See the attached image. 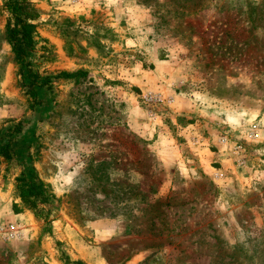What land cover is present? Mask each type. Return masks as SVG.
<instances>
[{"label":"rangeland","instance_id":"374dc122","mask_svg":"<svg viewBox=\"0 0 264 264\" xmlns=\"http://www.w3.org/2000/svg\"><path fill=\"white\" fill-rule=\"evenodd\" d=\"M29 1L35 99L0 0V264H264V0Z\"/></svg>","mask_w":264,"mask_h":264},{"label":"trees","instance_id":"16d2710c","mask_svg":"<svg viewBox=\"0 0 264 264\" xmlns=\"http://www.w3.org/2000/svg\"><path fill=\"white\" fill-rule=\"evenodd\" d=\"M2 8L8 13L10 20V22L6 24L4 30L5 42L9 45L13 59L19 66L22 78H26L24 83L27 87V93L31 98L35 99V86L47 87L48 85L47 78H42L39 81V75L31 72L27 59L29 52L34 46V21L38 18V11L29 0H2ZM77 72H79V70ZM77 72H59L57 75L69 78ZM12 129L11 133L19 131V123H16ZM3 153H5V150L1 155L4 158H9L10 154L3 155ZM14 188L22 208L30 210L36 216L42 213L41 210H37L39 203L47 204L51 199H54L49 185L40 180L31 170L21 171L19 175L14 178ZM15 206V203H13L12 207ZM20 210L21 207L14 212H19ZM65 264H80V262L79 260L66 259Z\"/></svg>","mask_w":264,"mask_h":264},{"label":"built area","instance_id":"2783aa9c","mask_svg":"<svg viewBox=\"0 0 264 264\" xmlns=\"http://www.w3.org/2000/svg\"><path fill=\"white\" fill-rule=\"evenodd\" d=\"M142 100L146 103H158L162 101V98L157 93H146L142 95ZM17 225L12 223L5 224L0 223V239H6L18 234Z\"/></svg>","mask_w":264,"mask_h":264},{"label":"crops","instance_id":"0c3cea01","mask_svg":"<svg viewBox=\"0 0 264 264\" xmlns=\"http://www.w3.org/2000/svg\"><path fill=\"white\" fill-rule=\"evenodd\" d=\"M12 213V212H11ZM24 213L20 212H13L12 215L14 216V218H18L19 216L23 215Z\"/></svg>","mask_w":264,"mask_h":264}]
</instances>
